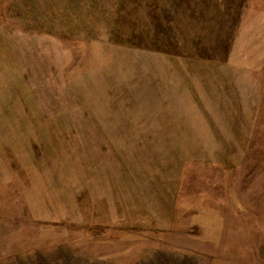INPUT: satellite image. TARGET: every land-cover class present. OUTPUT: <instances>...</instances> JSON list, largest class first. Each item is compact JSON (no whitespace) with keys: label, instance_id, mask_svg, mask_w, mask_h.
Wrapping results in <instances>:
<instances>
[{"label":"rangeland","instance_id":"rangeland-1","mask_svg":"<svg viewBox=\"0 0 264 264\" xmlns=\"http://www.w3.org/2000/svg\"><path fill=\"white\" fill-rule=\"evenodd\" d=\"M0 264H264V0H0Z\"/></svg>","mask_w":264,"mask_h":264},{"label":"crops","instance_id":"crops-1","mask_svg":"<svg viewBox=\"0 0 264 264\" xmlns=\"http://www.w3.org/2000/svg\"><path fill=\"white\" fill-rule=\"evenodd\" d=\"M233 170V168H232ZM235 179L237 178L238 182L235 183V186H240V184L243 182L244 176L241 175H234ZM233 174H228L226 172V174L222 175L219 177L218 180H215V183H217L216 187H218V183H219V191L221 192L219 194V196H217V192L213 190V184H210V194H209V209H208V215H209V228L210 230H212L213 224H216L214 222V219L216 220L215 217L217 216H221V214L223 213V221H224V225H225V229L227 230V228H229V224L232 226L234 219L240 218V216L243 215V213L248 212V210L243 209L242 206L237 205L235 203V200L233 195H234V187H233V178H234ZM242 187V186H241ZM241 187L237 190L238 192L242 191ZM237 196V194H236ZM219 200V201H218ZM222 201H224V204H222ZM214 205H216L214 207ZM223 205V206H222ZM250 213V211L248 212ZM247 214V213H245ZM234 225V224H233Z\"/></svg>","mask_w":264,"mask_h":264}]
</instances>
